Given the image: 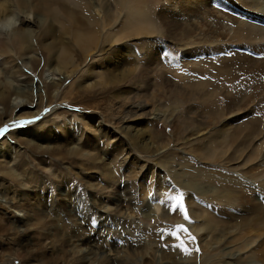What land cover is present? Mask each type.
Instances as JSON below:
<instances>
[{"label": "rangeland", "instance_id": "rangeland-1", "mask_svg": "<svg viewBox=\"0 0 264 264\" xmlns=\"http://www.w3.org/2000/svg\"><path fill=\"white\" fill-rule=\"evenodd\" d=\"M17 1L0 0V18ZM22 1L17 17L29 20L37 63L12 49L0 81L14 86L20 76L35 87L31 98L11 95L12 108L25 103L14 117L0 103V119L12 118L0 122V264H264L262 157L235 168L212 122L239 103L243 86L252 97L260 91L255 109L264 111V33L239 40L241 22L264 29L263 0H138L159 32L74 52L67 69L76 71L60 86L46 64L49 49L67 45L48 15L58 4ZM89 2L107 33L125 11L116 0ZM65 9L76 28L86 24L81 9ZM42 121L44 148H30L22 130ZM181 192L190 219L171 210L169 197Z\"/></svg>", "mask_w": 264, "mask_h": 264}, {"label": "bare ground", "instance_id": "bare-ground-1", "mask_svg": "<svg viewBox=\"0 0 264 264\" xmlns=\"http://www.w3.org/2000/svg\"><path fill=\"white\" fill-rule=\"evenodd\" d=\"M116 1L118 4L121 5L122 8H124L125 11H124V14H123L121 20L118 21L119 18L117 19V17L113 18V20L115 21V24L111 27L112 31L110 30L108 33L106 32V28H105L106 24H104V21H102V19H100V17L97 14H95L96 11H94V7L89 2V0H55V3H57L58 5L53 7L52 9L50 7L51 5L49 6L50 7V10L48 13L49 18H51L52 21L57 19V18L60 20L62 32L64 34H66L65 36L69 40L68 41L66 39L67 45H65V48H63V50H61V51H57V52L53 51V53L51 54L50 49L48 50L49 56L46 57V64L48 66V70L50 71V74L53 76V78H52L53 84L51 83L50 84L51 86H53V85H59L60 86L62 83V80H63V79H61L62 77H70L76 71V70L74 71L72 69L71 70L67 69V68H69V66L73 62L74 52L77 51V54L80 57H87V56H89V52L93 51V48H95V49L99 48L106 41H110V40L115 41V42H120L121 40L127 41V40H130L131 37H134V36H136L138 38L141 36H152V35H155L159 32L157 26L154 24L152 19L149 17L146 10L140 5L138 0H116ZM259 1H258V3H259ZM19 3L20 4L22 3V5H23V3H25V2H23L22 0H19V1H17L16 4H10V9L7 11V13H5V15H2L3 17L0 18V63H2L1 61L4 59L5 55H8L12 51V49H15L16 51H18V53H20L23 56L24 60H27L30 64H32V67L33 66L35 67V65L37 63L36 59L33 56H29V54H33V51L35 50L33 47H31V44H30L32 31L27 26H26V28H24V26L29 23V20L26 16L22 17L21 19H19L17 17L18 11H16V8H18ZM60 3H61V5H59ZM261 3L263 5L264 0ZM52 5H54V4H52ZM68 5H71L73 7H76V8H79L82 10V12L84 13L83 16L87 17V19H86L87 22L84 26L78 27V28H76L74 26V23H73V18H74L73 16L74 15L72 16L70 14L71 13L69 11L70 9L69 10L65 9V7ZM253 5H255V4H253ZM257 12L262 13L261 11H257ZM0 14H1V12H0ZM259 16L263 17V16H261V14H259ZM9 20H11L12 22ZM17 22H18V24H16ZM53 22H55V21H53ZM5 24H6V26H5ZM13 24H16V25L12 27ZM116 26H117V29H114ZM240 26H241V29H240V35L241 36H240L239 40L242 38V36L247 35V34H245V32H247L248 34L249 33L254 34L256 31H257V33H260V31H262L264 33L263 28L248 24L246 22H244V23L241 22ZM224 27H225V25H224ZM9 29L12 31L9 32ZM220 29H221V27H220ZM237 34L239 35V33H237ZM261 35H262V33H261ZM263 37H262V39H263ZM249 39H250V36H249ZM252 40H254V39H252ZM255 61L256 60H254V62ZM28 62H26V63H28ZM249 67H250V65H249ZM87 72H88V70H87ZM19 77H17V84L14 86L9 82L3 84V82L0 81V103H2L4 105L5 109H7L6 115L8 116V114H10L9 115L10 117H14L17 110H19V108H21L22 106L23 107L25 106V103H21L20 101H16V104H14V106L12 108L9 104V101H8L11 99V95L15 94L16 99H17V97L24 96V95L31 98L32 96L30 94H28L27 89L30 87L33 89L35 87V84L33 82L28 83L26 80H24V78L22 79ZM59 86H58V88H59ZM72 86H73V84L69 86V88H68V90L70 89L69 92L73 93L75 91H78V93H79V91L81 90L79 87H81V86H79V87L77 86L76 90H73ZM39 88H40V86H39ZM201 91H203V90H201ZM248 91L249 90L247 87H244V86L241 87L240 88L241 99H240L239 103L235 107L229 108L227 113L218 114L215 117V119L213 118L214 121H212L213 122V129L215 130V132L217 130L216 138H214V141L215 140L218 141V140L223 139L222 140L223 142L225 140H227L229 142L228 149H229V151H231L230 152L231 153L230 162L233 164V166L235 168L236 167L239 168L242 165H244L243 168L246 166H252L257 159L259 160V156L262 157V158H260V160L262 159L261 162H262V165H264V152H262V151L258 152L257 151V146L262 142V140H264L263 139L264 138V111H258L255 109V105L259 99V92L260 91L257 92L253 97L248 95ZM44 92H45V89H44ZM132 107L134 108V110L131 108L132 110L130 112H132V113H130V115L124 116L122 119V122H123V126L121 127L122 131L130 130L131 126H129V124L127 122L135 121V119L139 116V114L135 115L137 112V110H135V108H141L142 109V108H144V104L138 103L136 106H132ZM222 108H219V109H222ZM29 115H32V114L31 113L28 115L24 114L20 117L29 116ZM11 119L12 118L7 120L6 116L4 118H1L0 119L1 125L9 122ZM19 121H21V120H16L15 122H19ZM200 123H202V122H200ZM207 123H209V121ZM42 124H43V121L40 124H37L36 127L30 128V129H27L24 131L22 130V132L24 133L22 135H24V136H23V138H20V140L25 139L23 141L28 143V146H30V148L33 147L34 149H37V150L44 148V145L41 142L42 141L41 132L39 133V132L35 131L36 128L43 126ZM12 125H14V123H12ZM16 125L21 127L19 124H16ZM33 125H35V124H33ZM22 127H24V126L22 125ZM203 129L204 128H202L201 133H202ZM214 130H212V131L214 132ZM43 131L46 133L49 131V129H47L46 131L45 130H43ZM204 131H205V129H204ZM217 133H218V135H217ZM203 135H204V132H203ZM68 140H69V144L70 143L72 145L74 144L72 139H68ZM218 143L220 144V142H218ZM221 147H223V145ZM74 148L75 147H73L72 150ZM157 151H159V150H157ZM217 152H214V153L218 154ZM95 158H97V157H95ZM246 163H248V164H246ZM251 168L253 169V167H251ZM244 169H247V168H244ZM153 202H154V200H153ZM153 202H150L151 203L150 205H153ZM150 205H148L149 208L153 209V207ZM85 241H89V240L85 239L82 242H85ZM97 257H99V256L97 255ZM100 258H101V260L104 259L103 256H101Z\"/></svg>", "mask_w": 264, "mask_h": 264}, {"label": "snow or ice", "instance_id": "snow-or-ice-1", "mask_svg": "<svg viewBox=\"0 0 264 264\" xmlns=\"http://www.w3.org/2000/svg\"><path fill=\"white\" fill-rule=\"evenodd\" d=\"M29 123H31V121L23 120V121H19V122H14V126L16 124L24 125V124H29ZM6 130H7L6 128L0 129V136H2ZM184 197H185V194L183 192H181L179 195H176V196H170L169 200L172 201L171 210L172 211L179 210L183 214L185 219H190L188 208L186 207L185 202H184ZM161 203H163V201H161ZM176 227L178 230H181L183 232H189V230L184 225H177ZM176 234H177L176 232L172 233V235H176ZM189 239L192 241H195L196 237L191 235V233H189ZM180 247L183 249L185 254H189V255L191 254L192 249H189L188 247H186L183 244V242H181ZM196 251L199 252L200 249L197 248Z\"/></svg>", "mask_w": 264, "mask_h": 264}, {"label": "clouds", "instance_id": "clouds-1", "mask_svg": "<svg viewBox=\"0 0 264 264\" xmlns=\"http://www.w3.org/2000/svg\"><path fill=\"white\" fill-rule=\"evenodd\" d=\"M9 21H11V20H9ZM9 21H8V22H9ZM8 22H7V23H8ZM11 22H12V21H11ZM5 26H6V24H5Z\"/></svg>", "mask_w": 264, "mask_h": 264}]
</instances>
